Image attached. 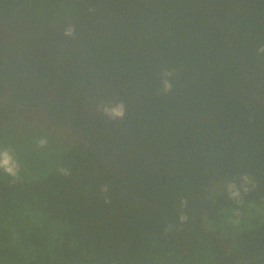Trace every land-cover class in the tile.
Segmentation results:
<instances>
[{"label":"trees","instance_id":"16d2710c","mask_svg":"<svg viewBox=\"0 0 264 264\" xmlns=\"http://www.w3.org/2000/svg\"><path fill=\"white\" fill-rule=\"evenodd\" d=\"M0 147V264H264V0H0Z\"/></svg>","mask_w":264,"mask_h":264},{"label":"clouds","instance_id":"9594fccd","mask_svg":"<svg viewBox=\"0 0 264 264\" xmlns=\"http://www.w3.org/2000/svg\"><path fill=\"white\" fill-rule=\"evenodd\" d=\"M66 35H71V29L68 30ZM166 76L170 75L169 73L165 74ZM171 90V84L168 82L167 79L163 82V91L168 92ZM102 112L105 116L112 120H119L124 117V105L122 103H117L115 106H107L103 107ZM48 143L46 138H41L38 141L40 147H44ZM20 170V165L18 161L15 159L14 155L8 148L0 147V172H2L5 176L9 178H16ZM64 175H68L69 173L66 170H62ZM242 181L245 184L251 182L252 178L248 175H244L241 177ZM233 186H229L231 188ZM106 190V189H105ZM233 196H236L237 193L233 192ZM181 221L185 219V217L180 218Z\"/></svg>","mask_w":264,"mask_h":264}]
</instances>
